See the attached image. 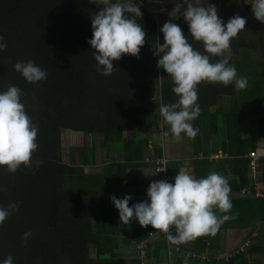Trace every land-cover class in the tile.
Returning a JSON list of instances; mask_svg holds the SVG:
<instances>
[{"label": "trees", "instance_id": "16d2710c", "mask_svg": "<svg viewBox=\"0 0 264 264\" xmlns=\"http://www.w3.org/2000/svg\"><path fill=\"white\" fill-rule=\"evenodd\" d=\"M51 1L55 3V0ZM70 1L59 0L60 6L53 9L38 4L39 10L50 15L56 14L64 11L63 4ZM170 1L175 3L179 27L189 32L188 24L182 16L187 6L184 0ZM202 1L215 5L222 20L225 23L228 21L225 17L229 15V8L223 5L222 0ZM26 3V0H10L5 3L0 0V36L7 43V50L0 51V93L6 91L9 85L22 90L21 102L29 104L25 111L38 126V148L32 153L31 164L27 167L22 164L15 173H10L6 166H0V207H7L10 203L18 204V211H14L0 225V264L9 255L13 258V264H137L139 260L136 258L135 246L146 241L148 233L156 232L155 229L131 222L120 223L114 208L107 207L108 184L103 187L99 176L81 174L76 167L60 162L58 133L61 129H67L91 134L99 125L103 139L110 141L119 139L122 131L146 123L148 118L156 129L158 125H163L162 133L170 132V126L164 122L159 108L161 104L174 103L178 98L172 92L173 81L162 80L159 83V100L153 99L154 71L158 61L153 54V46L158 40L154 19L148 12H143L142 18L135 17L147 34L139 58L123 55L120 60L113 62L114 72L104 76L96 71V61L91 55L94 49L88 43L92 38L89 32L74 33L62 39L38 37L37 41H30V32L25 29L23 20L16 19L17 14L25 8L21 6ZM50 21L60 25L61 31L74 22L71 14ZM259 37L264 39L263 33ZM187 39L194 48L201 49V43L190 34ZM245 39L231 41L234 56H231L229 63L235 66L238 78L242 75L247 78L248 88L238 91L234 83L228 86L200 83L197 86V103L201 111L190 123L199 130L193 139L194 153L204 145L202 149L206 148L209 135L214 134L217 150L224 156L220 160L222 166L214 172L229 178L232 209L228 213L216 210L218 216L231 217L219 228L241 229L253 223L257 225L255 229L249 230L238 245L242 249L226 260L211 257L213 253L225 251L221 247L218 231L215 235H203L191 240V248L176 245L180 251L205 252L210 259L209 263L194 259L186 264H249L248 258L253 255H262L261 264H264V198L253 196L244 157L250 150L264 148V130L254 136H243L241 133V123L248 117H260L259 126L264 122L261 118L264 117V47L263 43L255 44ZM253 48L258 50L260 59L250 60L245 66L247 70L241 72L239 49ZM17 49H25L30 59L46 70L45 80L29 83L14 70L16 62L12 56L18 52ZM6 64L11 65L12 70H4ZM129 72L136 79L133 84L141 83L135 86L131 84ZM159 74L164 77L166 72L161 69ZM222 94L225 97H221ZM209 105H213L214 110L204 112V108ZM253 125L255 128L258 126L255 122ZM131 141L126 140L124 143V162L116 164L118 167H111L120 168V171L124 169L125 163L139 158L140 154L137 153L140 152L141 142L134 141L138 144L135 154L131 144H127ZM82 160L85 164V155ZM201 161L196 162L201 166L200 170L194 167L196 179L206 178L210 174V164ZM107 170L105 174L109 172ZM260 179L264 182V160L260 168ZM243 188L247 190L246 194L238 196ZM28 231L31 236L25 245L22 236ZM171 234H176L174 228ZM89 249L93 251L92 256H88ZM128 252H131L130 258L125 257ZM166 252L167 246L162 238L146 243L148 264L181 263V258L176 255L172 256L169 263Z\"/></svg>", "mask_w": 264, "mask_h": 264}, {"label": "clouds", "instance_id": "9594fccd", "mask_svg": "<svg viewBox=\"0 0 264 264\" xmlns=\"http://www.w3.org/2000/svg\"><path fill=\"white\" fill-rule=\"evenodd\" d=\"M100 10L91 17L92 38L88 41L96 61V71L104 76L114 72V61L123 55L139 58L146 32L135 17L142 18L140 6L128 2L112 0H90ZM187 5L182 16L189 27L190 36L202 45V50L194 48L179 27L166 21L160 28L164 43L157 40L153 46L154 56L160 57L157 67L162 68L173 81L172 92L178 98L171 104H161L159 111L170 126L172 137L178 142L181 134L194 139L198 129L190 123L200 115L197 103L200 83L235 85L236 90L247 87L246 77H237L231 65V41L245 29L246 19L239 14L225 23L217 14L215 5L200 6V0H184ZM251 10L255 19L264 23V0H251ZM128 14H132L129 16ZM173 17V13H170ZM174 18V17H173ZM7 50L4 37L0 36V51ZM14 70L29 83H37L47 78L46 70L32 60L18 61ZM22 90L9 85L0 93V166H6L10 173L23 164H31L32 153L37 150L38 126L35 125L21 103ZM167 137L169 132H164ZM165 170V169H164ZM231 188L228 180L217 172L206 178L196 179L184 171H179L174 183L167 180L152 182L147 189L148 200L135 203L131 207L130 195L110 199L119 212L120 223L130 224L135 218L142 227L152 226L155 231L166 235L172 245L187 243L203 235H215L228 215L218 216L216 210L228 213L232 209ZM18 204L10 203L0 207V225L14 212ZM172 228L175 235L171 234ZM31 232H25L22 239L27 243ZM2 264H13L9 255Z\"/></svg>", "mask_w": 264, "mask_h": 264}, {"label": "crops", "instance_id": "0c3cea01", "mask_svg": "<svg viewBox=\"0 0 264 264\" xmlns=\"http://www.w3.org/2000/svg\"><path fill=\"white\" fill-rule=\"evenodd\" d=\"M221 97H225L224 94ZM210 108V110H208ZM214 110L213 105H209L204 108V112H211ZM256 118L248 117L244 119L241 123V133L243 136H254L260 134L257 129H254L253 122ZM251 122V126L247 128L244 121ZM168 125V124H167ZM163 126V125H162ZM161 126V128H162ZM250 131L251 134L245 133V130ZM70 131V130H69ZM70 131L67 134L68 139H78L81 140V145H85L80 152V159L77 165H67L76 167L79 169L81 174H95L99 176L100 185L106 187L108 194L106 195L107 207H113L116 211L117 216L119 215L118 210L115 208L111 201L113 194L118 199H122L125 195H130L132 199L129 201V206L135 203L143 202L148 200L147 189L149 185L156 181V176L152 173L151 159L153 158H166V173L168 175V182H174V178L178 175L179 171L187 172L188 174L194 176V167L200 170L201 166L197 163H202L204 160L210 164L209 173L216 171V169L222 166V158H216L215 153L220 152L217 150V139L214 134H210L208 137V143L206 148H197V153H194V141L188 138L184 133L181 134V140L176 141L171 133L165 137L163 133H159L155 126L150 123H144L130 130H124L120 133L119 139H111L110 141L104 140L102 132L84 134L83 137L77 136ZM81 133V132H80ZM83 134V133H82ZM126 140H132L127 144H131L130 147L132 151H135L138 144L134 141L140 140L139 144V158L134 162L125 163L124 169L118 171L120 168H116V164L123 163V146ZM150 142V144H148ZM257 140V144H259ZM86 144L88 151L86 150ZM126 144V145H127ZM137 146V147H136ZM134 153V152H133ZM203 153V154H202ZM207 153V156H204ZM86 156V163H83L82 156ZM66 165V164H64ZM110 165H115L116 167H111ZM110 166V168H109ZM106 169L107 174H105ZM215 169V170H214ZM105 176H104V174ZM119 177H118V175ZM116 175V176H115ZM227 180L229 178L225 176ZM105 182V185L103 184ZM112 195V196H111ZM238 195V194H237ZM239 196V195H238ZM131 224L140 225L138 220L133 218ZM256 223L249 225V227L236 229V228H219L220 232V244H222L223 250L234 249L244 240L246 234L251 229H255ZM152 227L151 225H149ZM182 247H192V241L180 244ZM222 250V251H223ZM131 252L126 253L125 257L130 258ZM250 260L249 264H261L263 261L262 255H253L248 258ZM187 262L181 261L180 264H186Z\"/></svg>", "mask_w": 264, "mask_h": 264}, {"label": "rangeland", "instance_id": "374dc122", "mask_svg": "<svg viewBox=\"0 0 264 264\" xmlns=\"http://www.w3.org/2000/svg\"><path fill=\"white\" fill-rule=\"evenodd\" d=\"M10 0H2L3 3L8 2ZM26 4L22 5V11L17 14L16 19L23 20L22 22L25 25V29L30 32L29 34V40L30 41H37L38 37L41 39L46 38H52V39H62L64 36H72L74 33H81V32H89L92 35V26L91 25V17L97 13L100 8L94 3H91L90 0H71L68 3L63 4L64 11L56 12V14L51 13V15L45 11L39 10L38 4H44L45 6H50L51 9L55 8L59 5V0H55V3L47 2V0H26ZM113 2V1H112ZM120 2H128V0H120ZM132 3L140 6L141 12H148L151 14V16L154 19L155 22V34L158 38L159 42L161 44L164 43L163 40V33L160 31V28L163 26V24L166 21H171L172 23H177L176 15H175V3L174 1H152V0H131ZM63 3V2H61ZM222 3L225 7L229 8V15L225 17L226 21L233 17L236 14H239L241 17L245 18L247 23L245 25V29L242 30L237 37L233 38L235 39H249L250 42H253L255 44L263 43L264 47V39L263 37H259L260 34L263 33L264 35V23H261L257 21L252 13L251 10V0H222ZM195 5V2L193 3ZM66 7H65V6ZM208 4L200 0V6H207ZM26 9V10H25ZM250 11V14L248 13ZM170 13H173V17L170 15ZM66 14L72 16V20L74 21L72 25L66 26V29L64 31H61V28H59L60 25L53 23L50 21V19H56L58 17H66ZM218 14V12H217ZM219 16V15H218ZM221 19L222 17L219 16ZM50 21V22H49ZM40 25H43L41 27ZM78 30H81L78 32ZM56 31H59L56 32ZM186 38H188L189 32L183 31ZM232 39V41H233ZM245 39V40H246ZM255 46V45H254ZM18 50V49H17ZM202 50V47H201ZM232 51V50H231ZM258 50L256 48L245 50V49H239V57L241 58L242 64V71H246L247 69L245 66L247 65L250 60H259L260 56L258 54ZM232 56H234V53H232ZM13 60L15 62L18 61H28L32 60L30 59V56L26 54L25 49H20L18 52H16L13 56ZM157 60H159L160 57L156 56ZM158 62V61H157ZM162 68H156L154 71L156 78H155V85H154V94L153 99L159 100V83L162 82V80H171L170 77H168V74L164 77H162L159 72ZM4 70L10 71L12 70L11 65L6 64L4 67ZM132 73V72H131ZM128 75L131 77V84L136 81L134 76L132 77L130 75V72ZM241 77V76H239ZM244 77V75H242ZM172 81V80H171ZM141 83L139 81L133 84L134 86ZM248 84L247 87L248 88ZM219 87V86H218ZM245 88V89H246ZM243 91V90H242ZM174 96V94H173ZM175 98V97H174ZM23 103V102H21ZM25 107H29L28 103H23ZM34 109V105H33ZM210 110V108H208ZM262 120H264V117H261ZM259 119L260 117L256 118L254 122L256 123V126H259ZM146 123H149V118L146 120ZM245 126L249 128L251 126V122L244 121ZM263 123L260 124L257 131L260 133H263L264 127L262 126ZM257 126V127H258ZM255 129V126H254ZM69 130L67 129H61L58 133L59 138V147H60V162L66 165H77L80 159V152H82V148L85 145H81V140L78 139H68L67 134H69ZM95 133L100 132V126L98 125L94 129ZM245 133L251 134L250 131L247 129L244 131ZM77 136L83 137L84 134L80 132H73ZM84 138V137H83ZM86 150L88 151V147L86 144ZM226 251V250H225ZM224 251V252H225ZM93 251L92 249H89L88 256H92Z\"/></svg>", "mask_w": 264, "mask_h": 264}, {"label": "built area", "instance_id": "2783aa9c", "mask_svg": "<svg viewBox=\"0 0 264 264\" xmlns=\"http://www.w3.org/2000/svg\"><path fill=\"white\" fill-rule=\"evenodd\" d=\"M158 132L161 133V124L158 125L157 128ZM150 144V142H148ZM216 158H222L223 155L220 152H217L215 154ZM245 159L247 163V176L251 181V188L253 191V196L256 198H264V182L260 179V168L262 165V161L264 160V148L260 149H254L250 150L245 154ZM151 168L152 173L156 176V181L159 180H167L168 181V175L166 173V164L167 159L166 158H153L151 159ZM165 169V170H164ZM247 190L245 188L241 189L239 192V196H244L246 194ZM156 238L163 239L166 246H167V261L171 263L172 256L176 255L177 257L181 258L182 261H189L194 259L203 260L207 263H209L210 259L208 255L203 252V254H200L199 252L195 251H180L179 247L176 245H172L167 241L166 235L162 232H153L148 233L146 241H141L139 244L135 246V252L137 253V259L139 262L137 264H148L147 258H146V243L148 241L155 240ZM242 249V246H238L234 249L226 250L222 253H213L211 257L214 259H227L231 255H233L235 252Z\"/></svg>", "mask_w": 264, "mask_h": 264}]
</instances>
